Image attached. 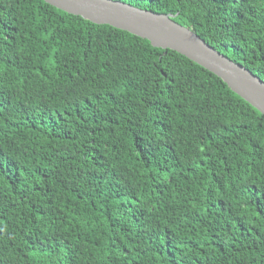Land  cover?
I'll return each instance as SVG.
<instances>
[{"label": "trees", "instance_id": "trees-1", "mask_svg": "<svg viewBox=\"0 0 264 264\" xmlns=\"http://www.w3.org/2000/svg\"><path fill=\"white\" fill-rule=\"evenodd\" d=\"M120 1L264 81V0ZM0 264H264V115L179 52L0 0Z\"/></svg>", "mask_w": 264, "mask_h": 264}, {"label": "water", "instance_id": "water-1", "mask_svg": "<svg viewBox=\"0 0 264 264\" xmlns=\"http://www.w3.org/2000/svg\"><path fill=\"white\" fill-rule=\"evenodd\" d=\"M65 12L97 24H108L171 49L220 77L227 86L264 115V81L211 46L174 15L154 12L120 0H44Z\"/></svg>", "mask_w": 264, "mask_h": 264}]
</instances>
